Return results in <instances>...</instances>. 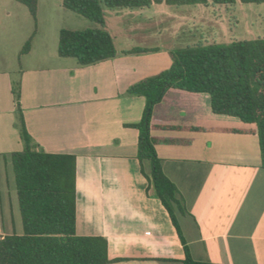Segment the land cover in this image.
<instances>
[{"label":"crops","instance_id":"obj_1","mask_svg":"<svg viewBox=\"0 0 264 264\" xmlns=\"http://www.w3.org/2000/svg\"><path fill=\"white\" fill-rule=\"evenodd\" d=\"M127 50L86 66L70 58L28 65L17 77L0 70V236L20 233L9 164V154L23 147L13 94L18 89L33 148L75 156V233L104 237L108 258L121 259L108 264H181V242L136 159L137 130L130 125L140 120L145 101L126 92L159 72L151 64L157 53ZM151 123L183 127L151 134L183 207L176 218L191 257L264 264V169L257 137L223 131L251 126L213 114L206 94L177 89L154 106Z\"/></svg>","mask_w":264,"mask_h":264},{"label":"trees","instance_id":"obj_2","mask_svg":"<svg viewBox=\"0 0 264 264\" xmlns=\"http://www.w3.org/2000/svg\"><path fill=\"white\" fill-rule=\"evenodd\" d=\"M35 16V0H16ZM214 5H233L235 0H210ZM264 3V0H239ZM207 0H61L68 9L98 24L100 28L61 29L59 58L74 59L79 66L91 65L116 56L112 37L104 29L102 7L110 10L150 8L153 3L173 6L206 4ZM30 51L29 39L21 53ZM153 48L134 47L124 54H144ZM170 66L132 84L127 94L145 101L142 116L130 125L137 130L140 173L166 210L181 242V264H212L194 260L182 235L176 213L183 207L174 184L162 171L156 153L158 139L151 131L183 127L152 125L153 108L166 91L177 89L208 96L210 111L238 119L252 129H224L256 135L261 167L264 169V38L233 40L222 44H197L168 50ZM23 147L9 154L13 188L17 199L21 232L0 236V264H108V244L102 236L75 233L76 161L72 154L35 149L20 113L18 89L13 90ZM192 130L201 128L190 127Z\"/></svg>","mask_w":264,"mask_h":264},{"label":"rangeland","instance_id":"obj_3","mask_svg":"<svg viewBox=\"0 0 264 264\" xmlns=\"http://www.w3.org/2000/svg\"><path fill=\"white\" fill-rule=\"evenodd\" d=\"M104 29L110 34L115 49L153 48L155 69L170 66L168 50L197 44H222L233 40L264 38V3L233 5L206 4L173 6L153 3L150 8L110 10L102 7ZM100 28L85 17L61 5V0H35V16L16 0H0V70L13 71L28 65L42 67L59 59L58 35L61 29ZM29 39L30 51L21 48ZM158 55V57H157ZM71 59V58H70ZM69 59V60H70ZM73 60V59H71ZM152 66V67H153ZM7 196H2L3 207ZM14 204L15 229L21 232L17 199Z\"/></svg>","mask_w":264,"mask_h":264}]
</instances>
